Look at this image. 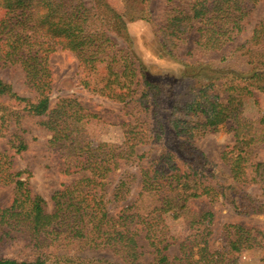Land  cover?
<instances>
[{"label": "trees", "instance_id": "trees-1", "mask_svg": "<svg viewBox=\"0 0 264 264\" xmlns=\"http://www.w3.org/2000/svg\"><path fill=\"white\" fill-rule=\"evenodd\" d=\"M98 1L96 9L83 0H0V66H18L35 94L21 96L0 78V137L12 151H0V187L12 189L10 205L0 207V241L14 231L26 233L35 256H0V264H238V254L248 250L259 251L264 262L261 230L227 224L222 245L212 248V212L188 206L197 198L222 200L239 215H264V201L241 188L255 185L264 192V162L252 157L264 142V115L251 121L243 108L254 89L264 91V16L248 40L231 46L259 0H188L171 7L173 0H167L165 25L156 33L186 71L178 79L150 75L137 64L130 48L110 36L128 45L127 20ZM128 11L130 22L153 23L138 5ZM190 31L197 34L196 50L222 51L220 56H176L174 39ZM58 48L73 53L87 73L79 82L84 88L115 102L135 103L144 113L145 129L135 131L128 124L125 133L135 134L128 149L87 137L84 125L96 116L76 98H60L50 107L48 61ZM234 59L237 67H228ZM27 117H43L39 125L50 133L48 150L62 160L63 174L77 176L52 194V211L31 192L30 175L14 167V156L28 149L22 127ZM223 125L233 132L234 143L221 153L218 169L193 140ZM147 137L163 152L139 165L138 173L124 170L107 191V179L121 165L139 163L143 154L134 148ZM137 179L141 188L129 199ZM170 215L183 217L182 237L171 235ZM172 246L177 254L170 255Z\"/></svg>", "mask_w": 264, "mask_h": 264}, {"label": "rangeland", "instance_id": "rangeland-1", "mask_svg": "<svg viewBox=\"0 0 264 264\" xmlns=\"http://www.w3.org/2000/svg\"><path fill=\"white\" fill-rule=\"evenodd\" d=\"M87 6L99 8L98 0H83ZM188 0H173L171 5L179 3L184 4ZM115 12L123 15L127 20V31L129 34V44L123 41V38L110 35L111 38L119 44V46H128L138 62L143 65L150 75H161L178 79L182 74L186 73L175 56H170L161 45V38L157 36L156 31L159 27L165 25L166 10L168 8L167 0H103ZM138 5L139 8L145 9V13L153 23L147 20H136L130 22L127 13L129 6ZM103 9V8H100ZM3 11L0 10V18ZM264 16V0H259L254 9L246 18L243 32L235 39L231 46L244 43L250 37L252 29ZM127 17V18H126ZM197 34L190 31L181 39H174L175 55L183 59L197 60L204 58H218L221 52L201 53L196 44ZM188 51L190 54L187 55ZM234 60H230L226 65L236 68ZM49 67L52 72L53 90L51 97V108L54 104L64 97L76 98L80 105L89 113L96 116L95 119L90 118L88 123L84 125V132L87 137L97 142L112 143L122 148L128 149L135 137L134 133H125L127 127H135V131L145 129L146 125L143 120L146 116L143 112H138L135 103H119L109 98L98 95L84 88L79 82L87 76L86 72L79 67L78 61L73 53L68 50L58 48L49 56ZM189 74V72H188ZM0 78L11 84L13 90L19 95L32 98L35 94L28 89L25 84L24 74L18 66H0ZM91 81V77H90ZM92 83V82H91ZM244 116L251 121L258 120L264 115V91L254 89L252 95L244 101ZM43 117H27L22 120V127L27 131L25 139L28 149L14 156V167L16 170L26 171L29 177V186L33 194L41 195L47 202V210L52 211L53 203L51 201L52 194L60 189L64 183H70L77 176H67L62 173V160L56 153L48 150L47 142L50 139V133L39 125V121ZM130 123V126L128 125ZM228 125L220 126L217 131L208 133L204 136L197 137L193 140L194 146L203 155H205L214 166L222 168L221 153L226 146L234 143L233 132L228 130ZM148 135V134H147ZM143 145L140 144L134 148L135 154H143L139 163L130 162L121 165L120 169L114 172L106 185V190L111 191L121 173L124 170L133 173L139 172V165L150 163L155 157H158L163 149L160 146L151 144L152 140L145 138ZM8 149L7 142L0 137V151ZM252 157L256 161L264 162V142L255 147ZM180 164L181 161H179ZM224 170V169H223ZM221 171V170H220ZM221 173H223L221 171ZM25 174V175H27ZM141 188L139 179L133 183V190L129 199H134ZM241 188L247 193L264 201V192L255 185L241 184ZM12 200L11 187H0V207H7ZM188 206L195 212L210 211L212 212V235L210 236V244L212 248L222 245L225 235L223 228L227 224H240L246 227H254L264 233V215H239L233 209L223 202L217 200L210 202L205 198H197L188 202ZM118 209V208H115ZM167 224L171 235L182 237L186 233V225L183 217L178 215H170L167 218ZM28 236L26 233L14 231L10 234V239L0 241V256L7 258H15L19 260L33 259L34 253L28 247ZM170 255L177 254L176 246L170 247ZM107 254V253H103ZM110 255V254H107ZM149 255H145L147 261ZM238 264H264L261 261V253L259 251H242L238 254Z\"/></svg>", "mask_w": 264, "mask_h": 264}]
</instances>
